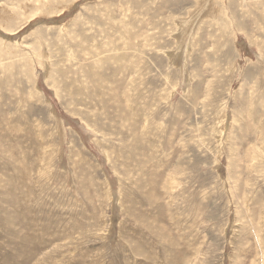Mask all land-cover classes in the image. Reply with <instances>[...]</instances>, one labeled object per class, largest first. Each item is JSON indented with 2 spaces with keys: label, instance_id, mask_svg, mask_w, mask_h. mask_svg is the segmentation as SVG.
I'll return each instance as SVG.
<instances>
[{
  "label": "rangeland",
  "instance_id": "obj_1",
  "mask_svg": "<svg viewBox=\"0 0 264 264\" xmlns=\"http://www.w3.org/2000/svg\"><path fill=\"white\" fill-rule=\"evenodd\" d=\"M0 264H264V0H0Z\"/></svg>",
  "mask_w": 264,
  "mask_h": 264
}]
</instances>
